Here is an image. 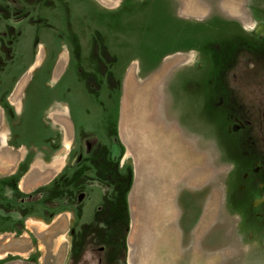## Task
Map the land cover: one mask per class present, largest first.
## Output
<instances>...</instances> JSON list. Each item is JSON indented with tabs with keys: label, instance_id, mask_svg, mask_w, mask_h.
<instances>
[{
	"label": "rangeland",
	"instance_id": "obj_1",
	"mask_svg": "<svg viewBox=\"0 0 264 264\" xmlns=\"http://www.w3.org/2000/svg\"><path fill=\"white\" fill-rule=\"evenodd\" d=\"M0 264H264V0H0Z\"/></svg>",
	"mask_w": 264,
	"mask_h": 264
},
{
	"label": "crops",
	"instance_id": "obj_2",
	"mask_svg": "<svg viewBox=\"0 0 264 264\" xmlns=\"http://www.w3.org/2000/svg\"><path fill=\"white\" fill-rule=\"evenodd\" d=\"M122 142H123L124 146L127 149V151L125 152V155L123 157V164L127 163V164L131 165L132 166L131 170L134 171L133 178H132L133 180H132L131 186H130L129 191H128L129 193L127 194L128 195L129 207L142 209L143 207H145L147 205H145V203L143 201L138 200L137 193L142 191L141 190V188H142L141 185H143L142 177H144V175H143V173H141V171H139L140 170V165H139V167L137 166V159L135 158L134 153L131 151L129 143L126 142L125 138L122 139ZM128 145H129V147H128ZM139 160L141 161L142 159L139 158ZM150 166L152 167V165H150ZM151 170L154 171V168L151 169ZM140 177H141V181H140ZM136 178H138L137 181H136ZM144 186H146V182L144 183ZM129 196H130V199H129Z\"/></svg>",
	"mask_w": 264,
	"mask_h": 264
},
{
	"label": "flooded vegetation",
	"instance_id": "obj_3",
	"mask_svg": "<svg viewBox=\"0 0 264 264\" xmlns=\"http://www.w3.org/2000/svg\"><path fill=\"white\" fill-rule=\"evenodd\" d=\"M262 31H263V30H262ZM258 150L261 152V149H260V148H259Z\"/></svg>",
	"mask_w": 264,
	"mask_h": 264
},
{
	"label": "trees",
	"instance_id": "obj_4",
	"mask_svg": "<svg viewBox=\"0 0 264 264\" xmlns=\"http://www.w3.org/2000/svg\"><path fill=\"white\" fill-rule=\"evenodd\" d=\"M128 187V186H127Z\"/></svg>",
	"mask_w": 264,
	"mask_h": 264
}]
</instances>
